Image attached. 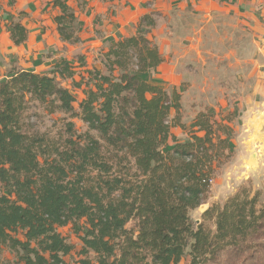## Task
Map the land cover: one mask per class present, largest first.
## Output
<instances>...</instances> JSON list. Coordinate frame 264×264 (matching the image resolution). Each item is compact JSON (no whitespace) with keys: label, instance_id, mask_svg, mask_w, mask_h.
<instances>
[{"label":"trees","instance_id":"trees-1","mask_svg":"<svg viewBox=\"0 0 264 264\" xmlns=\"http://www.w3.org/2000/svg\"><path fill=\"white\" fill-rule=\"evenodd\" d=\"M52 4L60 39L79 42L74 9L67 0ZM154 25L142 16L135 34L101 52L102 68L86 67L81 56L78 66L60 58L50 73L14 67L0 81V246L14 253L13 264H69L73 245L59 232L68 224L81 233L78 264H177L186 254L189 264H205L227 248L264 264L260 192L211 205L199 223L190 216L206 201L213 163L230 143L203 113L189 140L172 135L179 94L141 76L162 62L147 36ZM8 27L15 45L26 40L20 18ZM34 105L78 117L86 130L65 121L61 141L30 131L25 118Z\"/></svg>","mask_w":264,"mask_h":264},{"label":"rangeland","instance_id":"rangeland-1","mask_svg":"<svg viewBox=\"0 0 264 264\" xmlns=\"http://www.w3.org/2000/svg\"><path fill=\"white\" fill-rule=\"evenodd\" d=\"M82 2L72 1L83 11L86 0ZM74 27L80 40L77 43H63L59 51L62 52L61 57L78 66V57L81 56L84 64L102 68L100 64L102 48L90 46L93 39H89V35L83 36L82 33L84 29V32L94 33L96 37L99 30L94 28L90 31L88 27L83 28L77 22ZM245 42L246 40L241 39L233 43L236 46L233 48L238 55V58L234 59L235 54L222 57L223 54H229L232 49L229 43L222 53L219 52L215 43L210 41V52L214 55L211 56V53H208L210 56L207 59L208 64L202 61L199 63L198 58L191 57L188 62H185L183 68L179 66L181 73L178 87L173 86V90L179 94L180 109L177 112L171 109L170 119L178 117L180 126L171 128L172 135L185 141L189 140L196 129L193 121L199 113H203L212 123V129L216 131L215 135H219L221 139H226L230 143L229 149L220 150L223 153L221 156L223 161L217 167L215 162L213 163L215 171L206 201L190 213L192 220L196 223L202 220V212L211 205H222L241 191L249 192L251 195L258 191L264 202V73H259L264 65V59L252 58L249 55L255 60L252 63L250 58L241 56L248 53L245 47V50L242 49L246 45ZM220 60L224 62L218 66ZM153 76V71H150L147 76L148 82L152 85H154L151 83L154 80ZM63 83L68 85L69 82ZM166 86L164 83L159 85L165 90ZM77 98H80V94H77ZM65 121H72L76 132L86 130L85 124L78 117L70 118L60 112L47 114L43 107L38 105H34L27 111L25 125L30 131L44 133L54 141H61L67 136ZM182 125L185 128H182ZM91 133L95 137L98 136L96 131ZM198 134L204 135L203 131ZM215 135L214 141L221 147L222 144L218 143ZM253 154L255 159H252ZM79 223L81 224L82 220ZM207 224L214 230L212 222L207 221ZM59 232L73 245V250L64 256L65 261L69 264H78L77 260L82 257L79 253L82 248L79 239L81 233H77L72 224L60 227ZM14 260V253L0 246V264H13ZM189 261L190 258L186 254L177 264H189ZM205 264H252V262L244 260L243 257H235L232 250L227 248L219 253L216 260Z\"/></svg>","mask_w":264,"mask_h":264},{"label":"crops","instance_id":"crops-1","mask_svg":"<svg viewBox=\"0 0 264 264\" xmlns=\"http://www.w3.org/2000/svg\"><path fill=\"white\" fill-rule=\"evenodd\" d=\"M72 1L67 0V3L75 11L77 24L90 31L99 30L96 37L84 29L82 33L89 35V39H93L90 46L102 48L101 52L106 51L113 40L135 34L142 16L151 15L155 25L147 36L162 56L151 83L156 86L164 83L169 87L166 86L167 91L178 87L179 66L183 68L191 57L208 64V53L214 55L210 52V41L222 53L229 43L233 50L222 57L235 54L234 59H237L233 43L244 39L246 45L242 49L246 48L248 53L241 56L250 58L252 63L254 57L264 59V0H86L83 11ZM57 14L52 0H0V81L14 67L50 73L53 65L64 58L59 51L65 42L60 39L54 21ZM18 18L27 29V36L24 42L15 45L8 26ZM223 62L220 60L218 66ZM92 66L86 64V67ZM260 69L259 73L263 74L264 65ZM149 73L141 75L147 82ZM77 94L82 97L80 92Z\"/></svg>","mask_w":264,"mask_h":264},{"label":"bare ground","instance_id":"bare-ground-1","mask_svg":"<svg viewBox=\"0 0 264 264\" xmlns=\"http://www.w3.org/2000/svg\"><path fill=\"white\" fill-rule=\"evenodd\" d=\"M252 159H255L254 157ZM254 161V160H253Z\"/></svg>","mask_w":264,"mask_h":264}]
</instances>
